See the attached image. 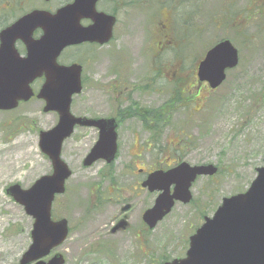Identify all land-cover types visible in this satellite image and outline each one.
<instances>
[{
    "label": "rangeland",
    "instance_id": "1",
    "mask_svg": "<svg viewBox=\"0 0 264 264\" xmlns=\"http://www.w3.org/2000/svg\"><path fill=\"white\" fill-rule=\"evenodd\" d=\"M249 9L247 16L244 12ZM196 10L194 15L164 10L166 14L128 17L126 26L117 29L115 39L96 49L95 55L104 62L103 68L137 62L136 77L142 79L153 57L164 58L161 63L168 71L165 79L154 80V90L146 96L137 95L140 101L156 108L175 95L169 82L174 73L171 71L176 72L179 67L190 77L193 63L196 65L210 46L223 39L231 41L238 50L237 65L227 69L225 79L216 89L204 84L195 97H188L181 106L176 104L159 127L158 140L153 141L155 165L161 162L165 166V162L177 158L191 165L216 164L218 172L212 178L199 176L191 187L190 204L177 202L154 227L151 260L146 259L144 254L139 256L131 235H100L106 233L102 224L108 223L114 206L120 200L133 198L131 153L136 145L132 138L138 135L139 126L132 122L122 124L115 160L97 161L90 166L82 165V159L97 139L96 131L75 127L61 150L72 175L66 181L65 192L55 196L51 208L53 218L68 220L69 235L53 250L65 255L66 264H160L162 260L184 257L188 237L200 224V216H211L223 197L246 190L256 168L262 165L264 13L260 12H264V0H200ZM222 12L226 20H220ZM249 15L252 19L247 20ZM162 24L171 28L168 35L161 34ZM166 40V46L158 45ZM178 55L189 57L190 63L178 65L173 58ZM176 73L185 76L182 71ZM89 89L83 88L73 95L70 107L74 114H95L115 103L106 90ZM191 90L197 91L196 87ZM108 100L111 103L107 104ZM43 104L34 98L12 110H0V264H18L31 242L33 223L23 205L6 188L11 184L28 188L41 175L51 173L50 160L39 147V131L55 125L57 114L44 112ZM105 197L111 198V205L97 204Z\"/></svg>",
    "mask_w": 264,
    "mask_h": 264
},
{
    "label": "water",
    "instance_id": "2",
    "mask_svg": "<svg viewBox=\"0 0 264 264\" xmlns=\"http://www.w3.org/2000/svg\"><path fill=\"white\" fill-rule=\"evenodd\" d=\"M95 1L74 0L53 15L33 11L0 33V110L13 109L19 101L30 99L34 95L31 82L44 74V83L36 96L45 102L43 111L58 114L57 124L39 133V147L50 159L52 173L40 176L28 188L12 184L6 189L34 219L31 243L18 264H64V257L59 252L47 261L39 259L63 243L68 234L67 220H53L51 206L55 194L64 192L65 181L71 175L60 151L63 140L70 136L74 126L100 127L99 138L85 157L84 165L100 158L107 162L114 158L116 135L113 119L74 116L70 112V103L72 95L81 91V68L56 62L60 51L69 44L93 39L104 43L110 38L113 18L95 13ZM85 2L89 3L90 13L84 12ZM87 15L94 18L95 25L83 28L79 20ZM28 25L42 26L44 36L36 42H28L19 36ZM16 37H22L27 44L25 58L19 57L13 48ZM238 60L237 48L228 39H223L205 52L198 65V78L208 82L212 89L216 88L225 79L226 70L236 66ZM262 159L263 164L256 168V175L248 188L223 197L213 216L205 217L202 225L189 237L185 256L162 264H264V155ZM216 171L213 164L190 166L182 162L171 169L151 173L144 184H150L149 188L159 194L153 207L144 215L149 226L154 227L169 213L175 201L189 202V188L197 175H213Z\"/></svg>",
    "mask_w": 264,
    "mask_h": 264
},
{
    "label": "flooded vegetation",
    "instance_id": "3",
    "mask_svg": "<svg viewBox=\"0 0 264 264\" xmlns=\"http://www.w3.org/2000/svg\"><path fill=\"white\" fill-rule=\"evenodd\" d=\"M73 2L74 0H0V33L12 26L21 17L33 11H44L47 14L53 15L60 8ZM199 6L200 0H96L94 3L95 13L104 14L108 16V18H113L110 38L104 43H99L98 40L93 39L69 44L60 51L56 58L57 64L59 65L70 66L75 64L80 66L81 91L83 88H90L88 91H92L91 88H97L101 91L104 89L109 96H112L115 103L112 104V106H109L107 110L99 109L98 112H94L95 114L88 111L83 114V116L103 120L113 119L112 123H114V130L116 134L115 158L119 148L118 136L120 135V137H122L120 133V127L122 124L128 125L132 122L136 126H139L137 127L138 135H133L132 138V144L136 145L135 152L131 153V155L134 156V159L132 160L134 163V167L132 169L134 180V187L132 191L133 198L129 200H120V202L114 206L116 208L114 214H112L108 223L104 222L102 224V228L105 227L104 230L106 233L102 232L100 235H108L110 237L116 235L123 237L124 235H131L136 248L140 251L139 256L144 254L146 259L149 257L150 260L152 254L151 235L154 227L149 226L144 218V215L147 210L153 207L155 198H153L154 190L149 188L150 184H144V182L147 181L148 176L153 173V171L169 169L180 163L176 158L165 162V166H162L161 162L155 165L153 161V141H157L160 136L159 127L164 124V120H166L167 117L166 114L176 109L177 105L176 102L173 103L174 99H176L178 105L181 106L183 102L189 99L188 97H195L202 85L205 86V83H198L196 75L198 64L201 59L197 61L196 65L193 63L191 69L189 70L190 77L184 69H180L179 67L176 72H184V77L178 75L175 71H171L174 72L171 73L173 76L172 80L169 81V78L167 77L166 79L172 83L171 92L175 93L176 90V93L179 95L178 98L174 95L171 97L170 102L160 104L156 108H151L149 103L140 101L137 98V95L142 93L141 95L146 96L148 91L154 90V80L160 78L165 79L164 76L168 73V71L166 66H163L164 64L161 63L164 58L153 57L150 63L151 66L147 68V73L142 79V77H136L137 74L135 71V64L137 62H127L125 69H121L125 67L122 62L118 63L116 66L112 65L108 68H103L102 64L104 62L96 57L95 51L96 49H100L108 45L115 39L117 29L123 25L126 26L128 17L135 15H161L165 12L164 10L168 12L171 11V13L173 12V14L177 15H194ZM85 7L86 9L84 12L90 13L88 2H85ZM105 20L106 19H104V22L106 23ZM79 24L83 28L95 25L94 18L90 15L83 16L79 20ZM170 29L171 28L169 26L162 24L160 29V31H162L161 34L165 35ZM44 33L45 31L42 26L35 25L30 27V25H28L22 29V33L19 34V36L25 37L28 42H36L44 36ZM93 35L96 36L97 34L94 33ZM166 35H168V33ZM163 42L166 43L168 40L161 41L158 45L160 46L163 44V46H166ZM13 48L19 57H27V44L24 42L22 37H16L14 39ZM178 56L176 58L173 57L178 65L190 63L189 57H181L182 55ZM154 64H156V66ZM44 80L45 75L42 74L31 82L34 95L28 101L34 98L39 99L36 97V94L44 83ZM97 80L98 82H96ZM98 83H100V85ZM163 84L164 83L161 82V86ZM192 87H196L197 91H192ZM109 102L110 100L107 101V104H109ZM22 103L25 102H20L19 105ZM97 107L99 108V106ZM103 123H105V121L101 124ZM84 127L93 128L94 131H96V137L98 138L100 133L99 126ZM94 144L95 142L90 146L86 155L91 152ZM98 161L107 163L105 159H99ZM95 162H92V164ZM82 165H84L83 159ZM198 177L199 176H197V178ZM209 177L212 178L213 176ZM173 188L174 185L172 184L170 186L171 192L173 191ZM191 196V200L187 204H190L193 200L192 191ZM110 200V197H105L98 201L97 204L104 203L102 207H104L105 204L111 205L112 201ZM96 207L100 206L96 205ZM205 216L208 215L202 214V218L200 216L201 222L196 229L203 223ZM53 219L56 220L55 218ZM188 243L189 237L187 245ZM107 246L109 247V245ZM54 252L52 250L48 256L40 258L39 260L47 261L52 257L51 255ZM163 261L164 260H162V262Z\"/></svg>",
    "mask_w": 264,
    "mask_h": 264
},
{
    "label": "trees",
    "instance_id": "4",
    "mask_svg": "<svg viewBox=\"0 0 264 264\" xmlns=\"http://www.w3.org/2000/svg\"><path fill=\"white\" fill-rule=\"evenodd\" d=\"M249 12H250V9H249V11L244 12V13H245V15H247V14H249ZM258 12H260V10H258ZM230 14H231V12H230ZM222 16H223V17H220V20H226V15L224 14V12H222ZM229 16H231V15H229ZM247 16H248V15H247ZM249 18L252 19V18L250 17V15H249V17H248L247 20H249ZM227 20H228V19H227Z\"/></svg>",
    "mask_w": 264,
    "mask_h": 264
},
{
    "label": "bare ground",
    "instance_id": "5",
    "mask_svg": "<svg viewBox=\"0 0 264 264\" xmlns=\"http://www.w3.org/2000/svg\"><path fill=\"white\" fill-rule=\"evenodd\" d=\"M26 152H29V151H26Z\"/></svg>",
    "mask_w": 264,
    "mask_h": 264
}]
</instances>
